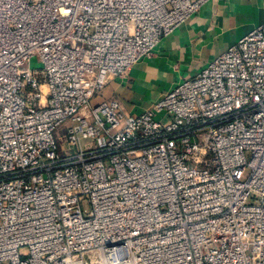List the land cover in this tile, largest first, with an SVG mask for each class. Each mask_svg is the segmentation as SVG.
Returning a JSON list of instances; mask_svg holds the SVG:
<instances>
[{
  "label": "built area",
  "instance_id": "obj_1",
  "mask_svg": "<svg viewBox=\"0 0 264 264\" xmlns=\"http://www.w3.org/2000/svg\"><path fill=\"white\" fill-rule=\"evenodd\" d=\"M208 1L0 0V264H264V23L93 103Z\"/></svg>",
  "mask_w": 264,
  "mask_h": 264
},
{
  "label": "crops",
  "instance_id": "obj_2",
  "mask_svg": "<svg viewBox=\"0 0 264 264\" xmlns=\"http://www.w3.org/2000/svg\"><path fill=\"white\" fill-rule=\"evenodd\" d=\"M264 23V0H210L162 38L151 55L110 79L104 99L127 113L150 109L183 79L196 76L243 35Z\"/></svg>",
  "mask_w": 264,
  "mask_h": 264
},
{
  "label": "rangeland",
  "instance_id": "obj_3",
  "mask_svg": "<svg viewBox=\"0 0 264 264\" xmlns=\"http://www.w3.org/2000/svg\"><path fill=\"white\" fill-rule=\"evenodd\" d=\"M31 66L34 68H40V67H42V63L38 60V58H33ZM103 99H104V94L102 92L98 97H96V99L94 100L93 103H97ZM160 116L161 115H159L158 117L160 118ZM65 127H66V125H63L60 129V133H58L59 141L61 144H65L67 142L66 136L61 134V132H63L65 130Z\"/></svg>",
  "mask_w": 264,
  "mask_h": 264
}]
</instances>
